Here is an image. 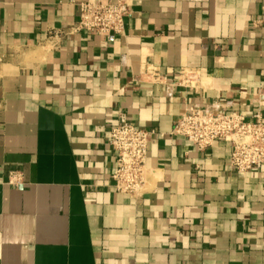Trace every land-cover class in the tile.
Listing matches in <instances>:
<instances>
[{"label": "crops", "instance_id": "0c3cea01", "mask_svg": "<svg viewBox=\"0 0 264 264\" xmlns=\"http://www.w3.org/2000/svg\"><path fill=\"white\" fill-rule=\"evenodd\" d=\"M71 1L0 0V264H264V164L172 134L193 104L264 120V0H129L102 35ZM120 114L154 131L138 196L112 179Z\"/></svg>", "mask_w": 264, "mask_h": 264}, {"label": "built area", "instance_id": "2783aa9c", "mask_svg": "<svg viewBox=\"0 0 264 264\" xmlns=\"http://www.w3.org/2000/svg\"><path fill=\"white\" fill-rule=\"evenodd\" d=\"M77 6L78 22L73 31L85 34H121L125 30V18L129 14V0H72ZM147 73L155 81L163 79L154 67ZM198 69L186 67L180 72L178 85L192 87L199 81ZM148 78V77H147ZM168 95L173 84H167ZM248 119L239 111H225L222 106L212 104L202 107L193 104L173 127L172 134L180 135L205 151L214 142L224 140L232 145L230 164L238 173H245L264 164V120L260 112ZM154 131L137 127L125 114L110 130L109 145L117 157L116 169L112 175L117 191L129 196H138L145 190V175L149 135ZM8 183L20 186L22 175L17 171L9 174Z\"/></svg>", "mask_w": 264, "mask_h": 264}]
</instances>
